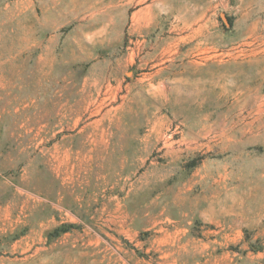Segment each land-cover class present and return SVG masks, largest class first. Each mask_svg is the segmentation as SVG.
Returning a JSON list of instances; mask_svg holds the SVG:
<instances>
[{
  "label": "rangeland",
  "instance_id": "rangeland-1",
  "mask_svg": "<svg viewBox=\"0 0 264 264\" xmlns=\"http://www.w3.org/2000/svg\"><path fill=\"white\" fill-rule=\"evenodd\" d=\"M0 264H264V0H0Z\"/></svg>",
  "mask_w": 264,
  "mask_h": 264
},
{
  "label": "bare ground",
  "instance_id": "bare-ground-1",
  "mask_svg": "<svg viewBox=\"0 0 264 264\" xmlns=\"http://www.w3.org/2000/svg\"><path fill=\"white\" fill-rule=\"evenodd\" d=\"M164 58V57H163ZM196 61V60H195ZM222 88V87H221Z\"/></svg>",
  "mask_w": 264,
  "mask_h": 264
}]
</instances>
